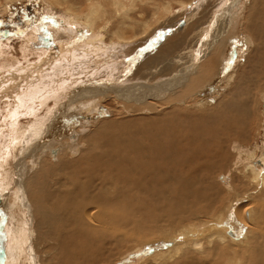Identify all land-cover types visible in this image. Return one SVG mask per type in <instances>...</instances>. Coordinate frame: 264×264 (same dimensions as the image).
Segmentation results:
<instances>
[{"label": "bare ground", "instance_id": "obj_1", "mask_svg": "<svg viewBox=\"0 0 264 264\" xmlns=\"http://www.w3.org/2000/svg\"><path fill=\"white\" fill-rule=\"evenodd\" d=\"M43 1L65 32L51 20L0 44L2 264H264V0ZM186 15L137 73L65 76L82 57L107 70ZM44 65L60 73L43 82ZM107 100L124 112L79 123Z\"/></svg>", "mask_w": 264, "mask_h": 264}, {"label": "rangeland", "instance_id": "obj_2", "mask_svg": "<svg viewBox=\"0 0 264 264\" xmlns=\"http://www.w3.org/2000/svg\"><path fill=\"white\" fill-rule=\"evenodd\" d=\"M13 3H15V2H13ZM12 3V4H13ZM10 5V7L8 8V11H5V12H3L2 14H0V44H2V46H4V43H5V46L4 47H6L7 45H6V43L7 42H9V44L11 43L12 44V46H16V45H18V42H20L23 38H24V40H27V37L26 36H28L29 35V33H34V31L35 32H39L38 34H37V37L38 36H40L41 35V33H45V29H43V31L41 30V28H43L42 26L44 25V22H45V24H49L50 26H52L53 27V25L54 24H52V21L53 22H57V24H58V29H56V30H58L57 32L58 33H60V32H65V31H62V30H60V29H64V26L66 27V24L67 25H69L68 23V21H66V19H64V18H62V14H61V16L58 14H56V15H52L53 13H50L49 11H48V9H46V3L43 1V0H24V1H18L17 2V4H15V5ZM205 6H206V4H205ZM211 7L212 6H210V7H208L207 9H205V7L200 11V13L198 14V17L200 16V15H202V20L200 21V23H198V27H200V28H202L203 26V24H205L207 21H208V19H209V13H211L212 12V9H211ZM17 9H19V10H21V17H23V15H24V18L26 19V22L25 23H23V26H18L15 22L13 23V21L11 22L10 21V18H8V16H10L11 14H17V13H19V11L17 10ZM179 9V7L177 6V8H176V10H178ZM209 9H211V12H209V13H207L208 11H210ZM16 10V11H15ZM22 11H23V13H22ZM177 14L178 15H180V12L178 13L177 12ZM8 15V16H7ZM47 15V16H46ZM51 15V16H50ZM205 15V16H204ZM49 17V18H48ZM186 17H187V15L184 17H178V21L179 20H181V21H179L178 23V25L176 26H172V25H170V21L168 20L169 19V16H167L165 19H163V22L161 23V24H158L156 27H155V29L156 28H160V31H158V32H155V35L152 37V38H150L149 40H147V41H145V43L147 44V45H145V46H143V47H145V48H143V49H141L137 54H136V52L133 50L132 51V49H129V51L127 50V52L126 51H121V53L120 52H117V57H119V58H117L116 56H115V54H113V56L111 57V58H109V64H107V70H105V71H102L101 69H98V66L97 65H95V64H93V63H86V62H83V61H86V60H84V59H86V58H84V57H82V58H84L83 60H82V58H81V60L79 61L80 62V64L79 65H73V66H71L70 67V73L68 72L67 73V75H65L66 77H68L69 78V76H68V74L70 75V76H73V77H75L76 79H78V80H80V82L79 83H81V82H89V81H92V80H88L89 78L91 79H96L97 77H101V79H107V78H109V76H112V77H114V76H116V75H121V74H126V73H130V72H127V68L128 67H133V66H140V64H141V62H140V64H138L139 63V59L141 60L142 59V57H139L144 51H147L146 49H150V50H153L154 49V47H156L155 45H157V43H158V41L165 35H171V37H175V36H178V35H180L181 33H182V31L180 30V26L179 25H181L182 23H184V21H185V19H186ZM56 18V19H55ZM64 19V20H63ZM50 20V21H49ZM52 20V21H51ZM63 21V22H62ZM47 22V23H46ZM66 22H68V23H66ZM166 22V23H165ZM204 22V23H203ZM63 23V24H62ZM193 23H195V22H193ZM164 24V25H163ZM166 24V25H165ZM190 26L192 25V22H189L188 23ZM187 24V25H188ZM48 25V26H49ZM188 25V27H186V29L189 31V33H191L192 31V34L190 35V38H189V40H188V42L186 41L185 43H190L189 45L190 46H197V44H198V32L197 31H199V29H196V32H195V29L193 30V28H196V27H193V25L191 26V28H190V26ZM162 26V27H161ZM172 26V27H171ZM45 27V26H44ZM164 27V28H163ZM197 27V28H198ZM68 28V27H67ZM35 29V30H34ZM180 31H179V30ZM38 30V31H37ZM174 30V31H173ZM32 31V32H31ZM42 31V32H41ZM155 31V30H154ZM173 31V32H172ZM57 32H56V34H57ZM153 32V31H152ZM168 32H169V34H168ZM175 32V33H174ZM188 33V34H189ZM36 34V33H35ZM40 34V35H39ZM158 34V35H157ZM52 35V34H51ZM156 36V37H155ZM43 37V36H42ZM171 37H169V38H171ZM195 37V38H194ZM154 38H156V39H154ZM194 38V39H193ZM158 39V40H157ZM174 39V38H173ZM192 39H193V41L194 42H192ZM55 40V39H54ZM197 40V41H196ZM56 41V43H57V45L56 46H54L53 48H52V52H54V53H59L60 52V48H58L59 46H58V41L57 40H55ZM243 42V41H242ZM242 42H239V44H238V42L236 41L235 42V44H233V46H232V49L231 50H235V59H236V57H239L238 56V54H239V50H241V48L243 47V43ZM144 43V44H145ZM10 44V45H11ZM143 44V45H144ZM237 46V47H236ZM150 47V48H149ZM241 47V48H240ZM238 49V50H237ZM59 50V51H58ZM126 52V53H125ZM131 52V55L129 54V53ZM134 52V53H133ZM34 54H36V55H33V57L34 56H37L38 54L37 53H34ZM245 54V50H243L242 49V51L240 52V56H243ZM31 55V54H30ZM120 55V56H119ZM131 57H130V56ZM134 56V57H133ZM151 56H152V54H151ZM230 57H232L233 55H229ZM38 57V56H37ZM123 57V58H122ZM129 57V58H128ZM121 58V59H120ZM121 60L122 62H126V64H125V66H124V64H120V65H118V66H116V67H114L115 65H112L113 64V61L114 60H116V61H118V60ZM131 59V60H130ZM83 62V63H82ZM111 62V63H110ZM136 62H138V63H136ZM82 64H85V65H82ZM82 65V66H81ZM85 66V68H82V67H84ZM97 66V67H96ZM139 66H138V68H139ZM44 68H42L41 70L39 69V70H37V71H39V73L37 72V71H35L34 73H36V76H38L39 77V79H41V81H43V82H47V80H50L51 78H54L53 76H52V74L54 73V72H51L52 70L53 71H56L54 74H56V76L60 73V68L58 67V66H53V67H51V69L50 68H47V66L46 65H44L43 66ZM46 67V68H45ZM120 67V68H119ZM58 68V69H57ZM116 68V69H115ZM133 68H135L136 69V67H133ZM82 69V70H81ZM134 69V70H135ZM173 67H171L170 68V70H166L165 72H164V74H165V76H167V75H169V73H171L173 70H175V69H173ZM86 70V71H85ZM115 70V71H114ZM172 70V71H171ZM114 71V72H113ZM171 71V72H170ZM46 72V73H45ZM80 73V74H78V73ZM135 73H137L138 72V70L136 69L135 71H134ZM167 73V74H166ZM225 73V72H224ZM46 74V75H45ZM48 74H49V76H48ZM94 74V75H93ZM45 75V76H44ZM114 75V76H113ZM46 76H48V77H46ZM77 76V77H76ZM79 76H81L80 77V79H79ZM45 77V78H44ZM89 77V78H88ZM103 77H105V78H103ZM111 77V78H112ZM44 78V79H43ZM84 78H86V79H84ZM55 79V78H54ZM82 79H84V80H82ZM74 80V79H73ZM82 80V81H81ZM108 80V79H107ZM78 82H76V83H74V84H72L71 86H69L70 87V89L71 88H73V85H75L74 87H76V86H78V84H79ZM90 83V82H89ZM216 87H217V85H215L214 86V88H212V92H214V90H216ZM218 87H219V85H218ZM264 98V96H262V95H260V99L261 98ZM166 105H167V103H165ZM164 103H163V105H162V107H160L159 109H161L160 110V112H168L169 111V109L170 108H168L167 110L165 109V108H167L166 107V105H165ZM87 105V104H86ZM114 104H113V102H112V100H107L105 103H99V106L98 105H96L97 107H98V109H94L93 110V108L91 109V110H89L90 108L89 107H87V108H89V109H87L86 108V112L84 111V110H82V113H85V116L84 115H80V117H77V120L79 121V123L80 122H82V123H88V122H91L92 120H96V121H100V120H102V119H104V118H113V111L114 110H116L117 112H119V113H122L121 111H123V109L122 108H119V109H117L119 106H116L115 105V107L113 106ZM92 107V106H91ZM121 109V110H120ZM172 109H170V111H171ZM84 111V112H83ZM88 111H93V112H90V114H88L89 112ZM96 111V112H95ZM117 112L116 113H114V117L116 116V114H117ZM124 112V111H123ZM157 114H159V113H157ZM141 115H142V112H141ZM139 116H140V113H139ZM101 118V119H100ZM111 118V119H112ZM100 119V120H99ZM66 123L65 124H61L62 125V127H68L70 124H72V122L69 124L68 122H70V120H64ZM24 122V121H23ZM68 123V124H67ZM78 123V122H77ZM78 123V125H80ZM73 126H74V123H73ZM66 128H64V129H66ZM71 128V127H70ZM78 128V127H77ZM77 128H74V130L75 129H77ZM63 129V134L65 135H67V134H70L71 132H73L72 131V129H69V127L66 129V130H64ZM66 131V132H65ZM258 135V134H257ZM256 134H255V136H253V138H254V140H256L257 141V139H256V137H258ZM262 135H260V138H258V140H259V143L262 141ZM256 141H254V145H256ZM262 143V142H261ZM13 189H15V188H13ZM1 193H0V202H1ZM2 212H3V216H4V218L6 217V219H7V217H8V213L6 212L7 210L5 209V206H4V204H2ZM4 213H5V215H4ZM0 215H2L1 213H0ZM9 221V220H8ZM9 224H11L10 222H8ZM8 224V225H9ZM4 231V232H3ZM5 233V230H2V231H0V238L1 237H4L3 239H0V249H2V250H6L5 249V247L3 248V244H1V243H3V241H4V239H6V237H8L9 236V234H4ZM4 234V235H3ZM8 242V241H7ZM7 242H6V244H7ZM5 244V243H4ZM6 244H5V246H6ZM2 247V248H1ZM3 258L5 259V257H4V255L3 256H1L0 257V264H2L3 263Z\"/></svg>", "mask_w": 264, "mask_h": 264}, {"label": "flooded vegetation", "instance_id": "obj_3", "mask_svg": "<svg viewBox=\"0 0 264 264\" xmlns=\"http://www.w3.org/2000/svg\"><path fill=\"white\" fill-rule=\"evenodd\" d=\"M19 11V13L17 14H11L10 16H8V18H10V21L13 23L15 22L18 26H23V23L26 22V19L24 18V15L23 17H21V10L17 9ZM16 11V10H15ZM23 13V11H22Z\"/></svg>", "mask_w": 264, "mask_h": 264}, {"label": "water", "instance_id": "obj_4", "mask_svg": "<svg viewBox=\"0 0 264 264\" xmlns=\"http://www.w3.org/2000/svg\"><path fill=\"white\" fill-rule=\"evenodd\" d=\"M230 235L236 236V234L234 233V231H230Z\"/></svg>", "mask_w": 264, "mask_h": 264}]
</instances>
